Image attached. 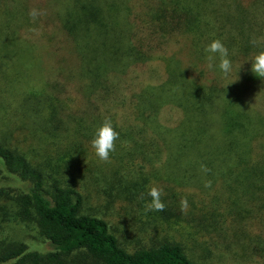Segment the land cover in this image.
Masks as SVG:
<instances>
[{"label": "trees", "instance_id": "trees-1", "mask_svg": "<svg viewBox=\"0 0 264 264\" xmlns=\"http://www.w3.org/2000/svg\"><path fill=\"white\" fill-rule=\"evenodd\" d=\"M1 1L0 13L5 20L0 22L4 27V32H0V43L4 41L1 49H6L20 41L19 36L12 35L10 28L4 26L9 22L7 16L20 14V7L26 0H22V6L15 11L2 8ZM50 1L54 6L59 5L60 9L53 11V15L60 22L61 30L73 38V45L79 49L83 66L79 79L81 94L87 100L91 97V101L88 102L90 105L74 108L69 104V96L57 104L58 97L52 95L44 104V117L39 106L32 113L26 111L27 117L21 111L25 123H32L40 132V143L27 148L33 150L32 153L13 147L7 135L0 138V162L5 169L0 168V177L7 171L26 183L25 189L0 188V199L11 203L16 218L34 223L39 239L51 247L41 253L32 251L23 242L0 240V264H195L182 243L175 240L129 250L122 246L104 218L84 212L83 197L71 171L80 168L74 160L78 155L86 157L90 153L94 133L105 120H110L119 133L109 162L120 163L123 170H118L122 177L111 178L115 190L113 200L132 203L140 197L143 207L150 206L152 198L148 192H133V185L136 183L138 188L143 177L130 184L131 188L125 186L124 191H120L123 196L117 186L121 187L124 177H129L131 166L143 176L145 173L139 169L152 167L158 161L165 163V167L178 158L185 162L189 174H193L192 182L200 185L196 186L197 191L216 184L220 177L218 172L225 174L222 202L217 200L220 196L209 200L208 196L198 194L197 200H193L194 195L186 194L185 198L182 192L178 193L187 201L198 226L214 236V246H219L221 239L228 235L232 223L238 225L237 231L241 233L247 228L253 232V223L264 222V119L261 128L247 123L246 119L253 118L258 112L253 110L247 98L245 101L239 99V94L245 96L244 88L237 84L227 85L218 78V70L207 68L204 51L207 45L215 39L224 44L220 36L212 33L214 0H209L210 11L208 0H161L151 7L153 9L147 7L149 21L136 16L134 21L131 8L118 0H65L62 6L63 0ZM204 8L209 12L205 19ZM183 27L193 36L197 62L193 66L182 65L178 58L191 51ZM174 37H180L178 41L184 43L181 53L165 57L163 48ZM231 38L235 39L234 36ZM255 41L256 44L240 46L230 40L233 51L229 54L242 55L249 60L244 66L234 64L231 77L239 83L257 86L264 80L254 76L250 62L264 51V42ZM156 60L166 68L165 78L156 79L163 82L137 87L131 96L134 101L132 116L128 113L129 118L120 121V115L126 114L124 86L129 88L132 83L139 82L141 75L137 70ZM216 60L219 61L218 56ZM62 86L64 88V84ZM165 110L180 118L175 127L163 123L161 116ZM84 111L91 113L83 117ZM33 114L42 115L40 121ZM257 130L258 136L254 137ZM65 144L69 147L60 150L62 154H55L53 146ZM215 158L230 160V165L212 169L213 166L203 162H215ZM189 162H195L193 173H190ZM122 164L127 166L124 168ZM197 173L205 175L209 181L196 180ZM175 196L177 193L172 190L162 195L168 200L172 214L178 209L172 203ZM202 206L208 207L205 211L210 214L198 219L196 214L204 212ZM179 208L183 210L182 206ZM5 209L0 206V212L4 213ZM166 211V207L161 210ZM204 218L208 220L207 224ZM256 235L258 246L250 242L247 250L251 253L259 249L256 256L264 258L263 237L257 231Z\"/></svg>", "mask_w": 264, "mask_h": 264}, {"label": "rangeland", "instance_id": "rangeland-1", "mask_svg": "<svg viewBox=\"0 0 264 264\" xmlns=\"http://www.w3.org/2000/svg\"><path fill=\"white\" fill-rule=\"evenodd\" d=\"M64 1L61 2V6ZM102 1L105 2V0ZM106 1L110 2V0ZM118 1L123 2L122 4L125 7L131 8L134 21H136L134 16L140 19L144 18L145 21L148 19L149 21L150 17L146 13L147 7H155L161 0ZM1 2H3L2 8L8 11H15L23 4L22 0H3ZM192 5L194 4L192 3ZM24 6L26 9H23ZM24 6L20 7V14L7 16L9 22L4 24V26L10 28L12 35L19 36V43L10 45L6 49H1L4 48V41L0 43V138L3 135H7L10 137L9 143L13 147L32 153L33 150H28L27 148L38 145L41 136L38 134L37 126L34 127L32 123H25L23 115L27 117L24 114L26 111L32 113V110L39 106L43 109L42 115L44 117L46 115L44 104L48 97L52 95L58 97L55 102L57 104L69 96L71 98L68 99L70 100L69 104L74 108L86 105L91 101V97L87 100L81 94L82 86L79 83V79L83 66L79 49L73 45V38L61 30L60 22L53 15L56 9H60L59 5L54 6L50 0H26ZM207 8L210 11L209 0ZM213 9L212 33L222 38L229 53L233 51L231 50L232 46L229 45L230 40L235 45L240 46L253 44L252 41H255V39L259 42H264V0H214ZM33 10L38 13L35 18L30 15ZM202 10L206 12L205 17L202 16V18L209 17V12L205 8ZM189 19H191L190 16ZM4 20L3 13H0V22H4ZM182 31L187 45L191 47V51L185 57L178 55V58L182 60V65H196L195 44L192 42V33L189 29L185 30L184 27ZM0 32H4V27L1 23ZM231 36H234L235 39H232ZM179 38L174 37L169 44L164 46L162 53L165 54V57L181 53L180 48L184 43L179 42ZM1 39L2 37H0ZM19 39H17V42ZM229 58L232 60L233 65L237 64V66H244L249 62L248 58L242 55L231 56L229 54ZM156 61L147 66L143 65L140 67L141 69L137 70L141 75L138 78L139 82L132 83L129 88L124 86V96L127 102L123 109L126 114L124 117L120 115V121L129 118L127 115H131V109L134 104L131 96L135 90L150 83L155 84L156 81H161L165 78L166 68H164L162 63ZM216 63L218 64L219 61L216 60ZM218 75V78L224 80L227 85L237 84L244 88L245 96L239 94V99L245 101V98H247L253 110L258 112L253 118L248 117L246 119L248 120L247 123L261 128L260 124L264 119V81L256 86L239 83L231 76L227 78L228 81L220 73ZM159 78L161 80H156ZM95 98L97 99V96ZM89 113L91 112L84 111L81 116L87 117ZM33 115L36 116L35 114ZM42 115L36 116L38 121H40ZM161 117L165 125L172 127H175V124L180 120L176 116H171L168 110L163 111ZM258 131H256L254 137L258 136ZM257 144L259 145L260 142H257ZM66 147H69V145L65 144L63 147L56 145L53 146V150L55 154L59 155L63 153L60 150H65ZM256 148L258 151L260 150L258 147ZM89 150L90 153L86 157L81 155L76 157L74 161L80 168H76L77 171H71V176L75 177V185L83 197L84 212L104 218L125 248L134 250L139 246L146 247L162 241L175 240L182 243L189 258L195 264H264V258L256 256L259 255V249L251 253L247 250L250 242L258 246L256 231L261 233L264 241V222L253 223L255 224L252 225L253 232L247 228L245 229L246 231L241 233L237 231L238 225L232 223L233 226L228 229V235L221 239L219 246H214V236L208 235L205 228L198 226L194 216L191 215V208L188 206L183 207L182 201L185 199L178 196L180 192L184 194V197L194 195L192 197L193 200H197L198 194L208 196L209 200L220 196L217 200L222 202L224 200L222 195L225 193L223 188L225 183L224 172L217 173L220 177L216 178L217 181L216 179L212 180L213 182L216 181V184L214 183L210 189L204 186V189L197 191L195 190L196 186L200 185H196L195 181L192 182L193 174H189V170L185 167V162L179 161L178 158L165 167V163L158 161L152 167L139 169L145 173L143 176L138 175L132 169V166V168L129 167V177L125 175L126 177L122 180V186H117L118 191L123 192L125 186L128 185L130 187V184L136 180H141L140 177H143V179L145 177L144 180L142 179L138 183L140 184L138 188L136 183L133 185L135 188L133 192L144 194L153 187L160 189V200L167 210L166 212H161V210H155L147 205L143 207L144 203L141 202L140 197H137L136 201H132V203L113 200L115 190L114 182L111 178L122 177V173L118 172V170L120 172L123 171L118 165L120 163L110 164V158L107 161H102L95 155L93 148ZM229 161L223 158H215V162L206 163L207 160L203 162L211 167L213 166V169L215 166H228L230 165ZM189 163H191L192 167L190 173H193L196 170L194 168L195 162ZM122 166L125 168L127 164H122ZM0 168H3L1 162ZM217 175L215 176L218 177ZM199 179L203 182L209 181L203 174L196 176V180ZM178 185L184 189L178 188ZM190 185H193V188ZM25 186L26 183L7 171H4L0 177V188L25 189ZM169 190L177 193L172 202L173 206L178 208L175 214L171 213L172 210L168 200L162 197ZM8 203L0 199V206L6 207L4 213L0 212V240L7 239L12 242H23L32 251L41 253L48 251L51 247L39 239L34 223L21 221L16 218L15 209L11 203ZM181 206L183 210L179 208ZM202 207L204 212L202 214L199 213V215L196 214L198 219H200L199 217L203 218L205 214L208 217L210 214V211H205L209 210L208 207ZM224 209L222 208V210ZM204 220V223L207 224L208 220L206 218ZM161 222L170 223L173 228L170 229V225L163 226Z\"/></svg>", "mask_w": 264, "mask_h": 264}, {"label": "clouds", "instance_id": "clouds-1", "mask_svg": "<svg viewBox=\"0 0 264 264\" xmlns=\"http://www.w3.org/2000/svg\"><path fill=\"white\" fill-rule=\"evenodd\" d=\"M37 11L33 10L30 15L35 18ZM256 44V41H252ZM207 54L205 59L209 71L218 70L222 77L228 78L233 72V62L229 58V50L225 47L221 40H213L205 48ZM219 57V63L216 58ZM251 63V72L258 79L264 80V51L259 52ZM119 139V133L115 131L110 120H105L103 124L95 131L91 140V147L94 149L95 155L102 161L110 158V153L115 151V142ZM148 195L152 198L150 207L155 210H163L164 204L160 200L161 190L153 187L149 190ZM183 207H187V201H182Z\"/></svg>", "mask_w": 264, "mask_h": 264}]
</instances>
